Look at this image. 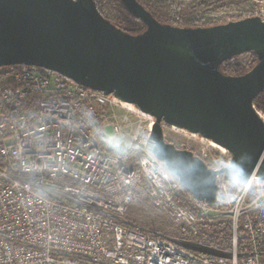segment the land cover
Instances as JSON below:
<instances>
[{"label":"built area","instance_id":"built-area-1","mask_svg":"<svg viewBox=\"0 0 264 264\" xmlns=\"http://www.w3.org/2000/svg\"><path fill=\"white\" fill-rule=\"evenodd\" d=\"M221 13L191 26L251 16L264 21V0L254 11ZM154 123L135 104L61 73L0 67V264H264L256 240L264 236V179H235L229 194L218 176L225 207L219 199L193 197L150 151ZM161 127L184 132L185 145H175L210 168L230 160L227 149L198 133L164 122ZM105 141L125 153L112 152ZM145 199L181 230L199 217L228 218L230 246L178 243L129 229L127 207Z\"/></svg>","mask_w":264,"mask_h":264},{"label":"water","instance_id":"water-1","mask_svg":"<svg viewBox=\"0 0 264 264\" xmlns=\"http://www.w3.org/2000/svg\"><path fill=\"white\" fill-rule=\"evenodd\" d=\"M121 2L143 31L116 26L94 0H0V67L46 68L154 116L150 151L197 199L218 200V176L264 179V120L253 104L264 90V21L181 27L158 21L139 0ZM249 51L257 62L243 74L218 69ZM161 122L224 147L229 162L208 167L166 140Z\"/></svg>","mask_w":264,"mask_h":264},{"label":"trees","instance_id":"trees-1","mask_svg":"<svg viewBox=\"0 0 264 264\" xmlns=\"http://www.w3.org/2000/svg\"><path fill=\"white\" fill-rule=\"evenodd\" d=\"M139 1L158 21L181 27H192L190 23L193 20V16L204 10L214 8L221 9L227 6L241 8L247 3V0ZM94 2L102 16L110 20L116 26L131 33H139L145 29V24L140 19L136 18L121 0H94ZM128 25L135 26L137 29L129 30L126 28ZM240 56H243L245 60L244 65L225 61L218 66V69L227 75H240L249 70L257 62V56L253 51L238 55V57ZM21 66L22 65H12L1 68L6 71H13L19 69ZM253 104L256 109L264 114V90L254 99ZM104 144H106L112 152L125 153L124 150L116 148L108 141H105ZM213 157L216 165H221V163H223L217 154H214ZM129 163L132 164L133 162L130 161ZM223 180L226 183L229 194H233L236 190L235 182L233 180H225L224 178ZM218 199L221 206L225 207L226 203L220 195ZM179 203L187 206L181 199H179ZM148 207H150V199L138 200L130 204L125 213V225L131 230L156 236L159 231H164L166 234L163 237L169 238L174 236L182 242L190 243L203 241L221 247H228L231 244V222L228 218L199 217L194 224L186 225L184 230H181L182 224L175 221L163 210H160L157 217L152 219L146 212ZM174 228L176 229L174 230ZM256 240L260 247H264L263 235H258Z\"/></svg>","mask_w":264,"mask_h":264},{"label":"rangeland","instance_id":"rangeland-1","mask_svg":"<svg viewBox=\"0 0 264 264\" xmlns=\"http://www.w3.org/2000/svg\"><path fill=\"white\" fill-rule=\"evenodd\" d=\"M171 1H187V0H171ZM258 1L259 0H247L246 5L244 7H241V8L234 7V6H227L225 8H221V9L214 8V9L204 10V11L199 12V13H197V14H195L193 16V20L190 23V25H192V23L194 21H196V20L204 19L205 21H209L212 15L216 16L217 14H222L221 12H223V14H225V13L233 14L234 12H238L237 14H240V13L247 12V11H254L255 8L258 7ZM237 14H235V15H237ZM126 28L129 29V30L137 29V27L132 26V25H128V26H126ZM234 62H236V63H238L240 65H244L245 64V60H244L243 56L237 57ZM260 114L264 118V114L261 113V112H260ZM163 133H164L165 138L168 141L173 142L177 146L180 147L181 145H185V141L187 140V136L184 134V132H182L180 130L177 131L175 129L173 130L171 128H165ZM146 212L153 219V218L157 217V215L159 214L160 211H153L150 207H148ZM175 229L176 228H174V230ZM165 234H166V232H164V231H159L158 232V235L165 236ZM169 238L171 240H174V241L178 242V243H182V241L180 239L175 238L174 236L169 237Z\"/></svg>","mask_w":264,"mask_h":264},{"label":"bare ground","instance_id":"bare-ground-1","mask_svg":"<svg viewBox=\"0 0 264 264\" xmlns=\"http://www.w3.org/2000/svg\"><path fill=\"white\" fill-rule=\"evenodd\" d=\"M260 116H261V114H260Z\"/></svg>","mask_w":264,"mask_h":264},{"label":"flooded vegetation","instance_id":"flooded-vegetation-1","mask_svg":"<svg viewBox=\"0 0 264 264\" xmlns=\"http://www.w3.org/2000/svg\"><path fill=\"white\" fill-rule=\"evenodd\" d=\"M167 140V139H166Z\"/></svg>","mask_w":264,"mask_h":264}]
</instances>
